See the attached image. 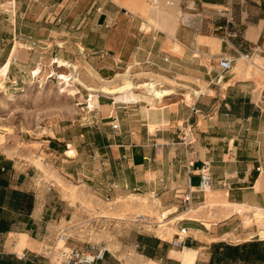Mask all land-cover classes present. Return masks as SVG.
<instances>
[{"label":"crops","instance_id":"0c3cea01","mask_svg":"<svg viewBox=\"0 0 264 264\" xmlns=\"http://www.w3.org/2000/svg\"><path fill=\"white\" fill-rule=\"evenodd\" d=\"M51 3L42 11L44 15L47 13L44 30L48 34L44 41L52 44L45 52L52 58L54 52L55 57L63 58L54 62L67 60L72 66L59 63L56 69L60 72L52 71L50 76L56 75L59 81L65 76L71 81L73 66L76 69L88 66L95 79H109L120 73L111 76L118 68L150 61L154 65L142 68L169 77L168 83H173L172 79L186 82L187 87L174 90L151 77L150 72H143L148 75L145 79H153L169 93L155 98L143 94L142 88H135L132 93L138 101L120 102L112 98L124 104L114 106L117 110L100 117L104 120L100 122L103 132L96 131L92 141L105 161L106 172L92 175L94 181L86 186L101 196L124 191L126 196L136 195V200L142 201L139 196L156 193L149 205L156 208L161 222H152L163 226V218L182 205L177 196L186 190L187 179L196 186L200 167L209 161L211 189L218 199L226 201L223 211L228 220L213 226L207 224L208 228L202 222L199 226L193 219H182L176 228L178 233L180 227L187 229L183 243H177L176 238L167 240L140 233L135 244L140 255L151 263L156 260L162 264L172 261L184 264V252L194 250L196 254L189 264H199V256L203 254H207L203 261L208 264L211 253L206 252V244L240 235L237 233L240 224L236 225L231 218L235 214L258 212L252 221L246 220L253 224L247 226L245 240L258 236L264 230V84L258 93L256 82L249 75H253L250 67L255 68L259 77L264 74L256 59L251 60L261 57L264 66V0H60L57 6ZM32 5L31 0H24L14 10L0 13V60H5L4 66L9 67L11 62L12 41L27 45L28 38L35 37L31 26L38 19ZM229 13L233 18L227 22ZM243 55L250 58L249 66L235 69L234 64ZM221 57L231 59L232 68L216 82L217 61ZM38 67L40 74L43 69ZM189 88L192 89L184 98V91ZM91 89L87 87L91 96H96ZM97 99L99 106L110 105L106 101L100 104ZM113 118L119 124L117 129L110 126ZM48 143L61 156L74 152L67 150V143L52 139ZM74 150L73 160L62 161L88 181L82 152ZM19 162L17 157L0 150V264H46L49 262L35 250L46 235L49 203L44 199V189L40 198L36 185L22 181L25 176ZM112 185L117 187L111 189ZM203 198L201 193L194 194L191 206L202 203ZM174 202L176 206H161ZM110 205L116 207L120 203ZM235 206L241 208V213H237ZM104 213L118 212L110 208ZM205 236H211L212 240ZM71 237L66 243L70 247L89 249V244L101 247L89 239L73 242ZM106 250L102 264H115L112 253Z\"/></svg>","mask_w":264,"mask_h":264},{"label":"rangeland","instance_id":"374dc122","mask_svg":"<svg viewBox=\"0 0 264 264\" xmlns=\"http://www.w3.org/2000/svg\"><path fill=\"white\" fill-rule=\"evenodd\" d=\"M7 1L10 0H0V4ZM22 1L24 0H15V6L20 5ZM50 1L51 4L57 6L60 0H31L34 12H36L35 17L38 19L34 20V24L31 26L32 31L35 33L33 39L38 42L30 49L28 43L23 45L12 41L14 47L8 67L9 72L7 74L6 71L3 78L4 87L0 89V150L8 156H15L20 160V171H23L25 176L22 181L36 185L40 198L43 197L42 189H44V199L49 203L47 209L49 223L45 229L46 235L43 238L44 241L38 243L35 251H39L38 256L44 259L45 262L49 261L50 264H56L59 259V249L63 246L59 245V243H63L60 242L61 238H58V233L67 228L65 231L73 236V242H80L79 238L89 239L91 242L107 248L112 253L111 258L115 261V264H162L154 259V263H151L140 255V250L135 247L140 233L159 235L167 240L185 237L186 232L181 235L176 228V225L182 219H193L199 226L202 222L206 227H208L207 224L213 226L216 223L220 224L227 221L226 213L223 211L224 202H221L218 199V194L210 189V191L203 194L204 198L201 201H204L202 203L193 205L188 209L182 205L176 206L177 202L168 206L161 203L162 207L175 205L177 210L169 214L167 218H163L165 224L159 226V224L152 222L157 220L156 208L149 205V201L154 200L156 197L154 194H147L146 197L139 196V199H144L142 201L133 200L130 195L126 196V192L118 191L116 194L109 195L107 200L106 195L101 196L97 190L86 186L91 185L90 182L94 181L91 180L92 175L106 172L104 170L105 161L101 154L97 153L96 147L92 143L96 131L103 132L100 122L104 120L100 117L110 111L117 110L114 109V106L116 108V106L124 103L116 102L117 104L113 105L112 96L98 92L103 82L101 79H95L92 69L88 66L78 67V64L75 63L78 67L76 72L80 84L70 81L68 85L60 86L62 81H59L54 74L50 76L52 71L60 72L56 69L58 64H51L52 56L45 52L48 47H52V44L50 46L48 41H44L46 34H48V31L44 30L46 24L44 19L47 17V13L44 15L42 11ZM2 8L7 11L11 10L7 6H2ZM49 19H51V16L48 21ZM54 38V36H51V39ZM0 48L2 47L0 46ZM13 57H17L16 61L13 60ZM53 57L56 58L55 52ZM57 58L63 59L60 56ZM255 59L257 65L264 71L262 58L255 57L251 60ZM251 60L238 59L234 64L235 69L240 70L249 66ZM4 61L0 60V67H4L6 63ZM38 65L41 66L43 71L35 78L32 71ZM124 70V67L118 68L111 76H114L117 72L124 73ZM133 71L131 78H133L132 81L135 84L147 80L144 77L148 75L143 72H150L151 77L162 81L165 85H170L174 90L175 87H187L186 82L170 78L177 83H168L166 78L169 77L157 74V72L147 71V69L138 67L134 68ZM250 71L253 72V75H249V78L256 82L259 93L264 84V74L259 77L255 73L254 67H250ZM195 83L198 84L197 81ZM87 87L93 88V93H97L100 104L106 101L110 105L95 106L91 109L89 107V95L91 93L87 90ZM192 88L184 91V98L185 93ZM141 90L144 91L143 88ZM94 101V104L97 105L96 100ZM187 102L190 103L191 100ZM49 139L59 143H67V150H73L74 152L66 153L68 155L66 157L61 156L58 151H55L49 145ZM75 148L82 152L81 158L86 163V175L90 178L88 181L78 172L77 174L74 173L73 166L69 167L70 164L62 161V159L73 160ZM75 159L77 160L78 157ZM81 182L85 183L84 186L81 185ZM135 193L143 192L135 191ZM114 202L120 203V205L112 207L110 204ZM110 208H114L118 213L105 214V210ZM258 215V212H251L245 215L248 217L238 214L231 217L236 225L240 224L237 230L240 235L234 233L237 238L227 237L222 242L228 245H238L240 247V258L236 260L227 259L225 260L226 264H264V239L254 235L245 240L249 231L247 226L253 224L252 222L247 223L246 220L250 219L252 221ZM239 217H241V220ZM222 219L224 220L221 221ZM229 220L231 219L229 218ZM254 227L253 225L252 228ZM174 233L178 234L174 235ZM83 234L86 235L85 238ZM206 239L212 240L211 236L206 237ZM214 243L217 242L206 244L207 253L212 252ZM172 248L179 251L183 250L177 247ZM15 250L21 253L17 248ZM227 254L230 255L231 251H228ZM206 256L207 254L200 255L198 263L206 264L203 261ZM168 264H177V262L172 261Z\"/></svg>","mask_w":264,"mask_h":264},{"label":"built area","instance_id":"2783aa9c","mask_svg":"<svg viewBox=\"0 0 264 264\" xmlns=\"http://www.w3.org/2000/svg\"><path fill=\"white\" fill-rule=\"evenodd\" d=\"M4 11L6 12L7 10L3 9L0 4V13ZM232 18H233L232 13L231 14L229 13L228 16L226 17L227 22H230ZM105 26L107 27L108 24H105ZM37 42L38 41L33 39V37H29L28 38L29 48L31 49ZM13 60L16 61V57H13ZM164 60H166V58H164ZM133 65L134 68H138V67L142 68L145 65H154V64L151 63L150 61H146L144 64H142L141 62H134ZM217 67L219 72L215 80L216 82H219L220 80L223 79L224 74L232 68V60L228 59L227 57H221L217 61ZM192 111L196 112V109L192 107ZM110 126L112 129H117L119 127L116 118L112 119ZM245 129L248 130V128ZM190 166H192L191 163H189L188 165V172H191L189 168ZM257 170L259 174L262 173L260 167H258ZM197 176H198L197 185L196 186L191 185L190 179L188 178L186 182V190L183 192H179V194L181 195L177 196L182 206H184L186 209H188L191 206V202L194 194H198V193L204 194L206 190L210 189L212 186V176L210 172L209 161L203 162L202 166L200 167L197 173ZM222 185L225 186V183H222ZM116 187L117 185H112L110 188L113 189ZM153 194L156 196V193ZM105 197L107 200L109 199V195H106ZM186 230H187L186 227L179 228L180 233L186 232ZM58 238H63L64 243L63 246L59 249V259L56 264H102V261L104 260L105 254L107 252L105 247L95 248V246L91 244H89V249L70 247L66 245V243L72 237L69 233H67L64 230H61L58 233ZM183 238L184 237H179V239L176 242L183 243ZM21 256L24 257L25 255L22 254ZM46 264H50V262Z\"/></svg>","mask_w":264,"mask_h":264},{"label":"bare ground","instance_id":"6f19581e","mask_svg":"<svg viewBox=\"0 0 264 264\" xmlns=\"http://www.w3.org/2000/svg\"><path fill=\"white\" fill-rule=\"evenodd\" d=\"M9 3H12V4H9ZM1 6L10 7L11 8V11H12L15 8V0H10V1H7L5 3H1ZM242 58H246L248 60L250 59L248 57H245L244 55L242 56ZM56 59H57V57L56 58H52L51 64L52 63H56L59 66V63H60L61 65H64V66H67V67H71L72 66L71 64H69L68 62L63 61V60H57L58 63L57 62H54ZM9 65H10V63H9ZM7 67H8V65L7 66H4V67H0V89L4 87L3 86V78H4L5 74H6ZM131 67H133V68H131ZM73 68H74V72L72 73L73 78H72L71 82H78L79 83V78L77 77V74H76V67L73 66L72 69ZM133 69H134V65L129 66V67L126 66L124 72L126 71V72L131 73V74L118 73L114 77L109 78V79H103V78H101V81L103 82V85H101L99 87L98 92L101 93V94H104V95L112 96V98H114L116 101H120V102L138 101V99L132 93V90L135 89V88L136 89L137 88H143L144 89V92L147 95L152 96V97H155V98L157 96L158 97H161L162 94L165 95V94L169 93V90L163 89L162 87L158 86V84L153 79H147V80H145V81H143V82H141L139 84H135L132 81L133 78H131L132 77V74H133ZM32 73H33L34 77L37 78V76L39 74V67H37L35 70H33ZM60 79L63 80L60 83V86H62L64 84L65 85H68L69 82H70L65 76H61ZM91 91H93V89H91ZM90 96L91 95H89V107H91V109L94 108L95 106L96 107H99V105L97 103V101H98L97 96L98 95L91 96V97ZM92 98H94V99H92ZM114 99H113V101L115 102ZM94 100H96L97 105L94 104V102H95ZM90 102L93 105H91ZM210 189H208L206 191H210ZM132 199H135L136 200V199H138V196L132 195ZM213 199H214V197H213ZM216 200H218V199H216ZM220 201H221V199H220ZM115 204H117V203H115ZM235 208H236L237 213H241V208L240 207L235 206ZM156 219L161 222V220H160L161 217L159 215H157ZM258 236L261 239H264V230L261 231ZM60 242L64 243V239L61 238L60 239ZM59 245L62 246L63 244H60L59 243ZM195 254H196V251H194V250L184 252V256L182 258L184 264H189L191 262V260H192V257Z\"/></svg>","mask_w":264,"mask_h":264},{"label":"trees","instance_id":"16d2710c","mask_svg":"<svg viewBox=\"0 0 264 264\" xmlns=\"http://www.w3.org/2000/svg\"><path fill=\"white\" fill-rule=\"evenodd\" d=\"M255 244V243H252ZM211 258L208 264H226L225 260H236L240 258L239 246L238 245H228L223 242H217L212 245ZM231 251V254L228 255L227 252Z\"/></svg>","mask_w":264,"mask_h":264}]
</instances>
